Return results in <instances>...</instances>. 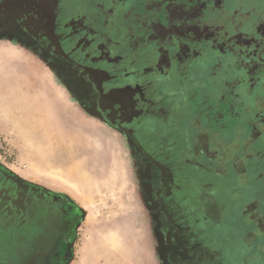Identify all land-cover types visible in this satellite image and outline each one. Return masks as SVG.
<instances>
[{
  "label": "rangeland",
  "instance_id": "1",
  "mask_svg": "<svg viewBox=\"0 0 264 264\" xmlns=\"http://www.w3.org/2000/svg\"><path fill=\"white\" fill-rule=\"evenodd\" d=\"M244 1L0 0V41L15 42L23 35L25 49L49 60L40 37L51 39L57 20L67 58L91 69L99 67L101 57L105 79L98 86L104 89L108 118L149 151L167 156L175 176L170 198L177 207L200 212L202 201L213 214L217 190L232 205L255 204L264 218V20L255 32L238 31L255 7L249 0L247 12L235 13L236 3ZM42 19L49 25L43 26ZM23 61L0 59L1 85L6 71L12 82H21L16 72ZM54 64L61 81L69 82L67 65ZM44 80H50L47 70ZM21 92L14 85L13 96ZM71 93L87 114H96L90 100L75 89ZM59 97L54 116L47 106L37 116L36 107L16 105L13 99L12 135L0 131V171L69 195L84 210L77 213L76 252L73 246L67 251L56 247L55 258L43 263L68 264L74 258L72 264H170L147 154L137 153L132 137L84 115L63 90ZM16 117L25 124L16 123ZM38 131L43 136H35ZM201 138L206 147L199 145ZM15 189L0 184V264L26 258L35 245L32 236L37 242L39 233L50 231L51 218L37 207L48 214L63 205ZM243 217L251 219L247 212ZM240 242L229 246L234 264H264V235L251 247ZM188 245L184 264L215 258L195 240Z\"/></svg>",
  "mask_w": 264,
  "mask_h": 264
},
{
  "label": "flooded vegetation",
  "instance_id": "2",
  "mask_svg": "<svg viewBox=\"0 0 264 264\" xmlns=\"http://www.w3.org/2000/svg\"><path fill=\"white\" fill-rule=\"evenodd\" d=\"M245 3H249V0H245L244 3L237 2L236 9H234L235 13L243 14L245 13V11L247 12L250 6L245 5ZM251 3L255 5L254 8H252L251 6V8L249 9L252 15L247 19H244L241 24L237 25L238 31L242 33H246L250 30L255 32L254 29H256L264 20V0H253ZM42 24L43 26L45 24L49 25L48 22L44 23L43 19ZM55 28L56 30L51 34V39L48 40L45 37H40V40L43 43L44 52L45 48L47 47V56L50 57L49 61L50 59H52L50 61L52 62V64L57 62L58 64L65 63L67 65L70 75L68 77L70 83L65 81V84L71 89L72 92L75 89L81 94L80 96L82 98L90 100L91 104L97 107V109L93 107L95 113L102 116V118L106 121L110 128L118 131V133L126 137L129 136V138L132 137L133 139H135V142L137 143L135 150L139 155L141 153V150L145 154H147L146 157L150 161L152 169L155 172L154 179L156 178V180L155 182H152L154 186V199H157L158 205L161 209V217H163L164 231L166 234L165 249L167 250L169 263L184 264L182 255L185 254L186 249L189 248L188 241L195 240L199 246L210 249L209 252L213 253V256L215 257L211 261L210 258H207L205 264H218V261L222 259H225V264H234V259H232L230 255L233 243L236 244V241L241 240L242 242L240 243L244 242L245 246L251 247L252 244L255 243H252V240L256 239L257 236L264 235V218L258 215L256 205L253 204L249 207L243 206L241 205V203L232 205V202L220 199L216 190V192L214 191L213 194L214 198L212 208L215 211L213 214L208 213L207 209H203L202 201L198 203L199 206L202 207L200 212L197 210H183V207H177L176 205H178L179 203L173 200L171 201L170 198V188L173 186V184H175V176L173 174L174 171L172 170L174 168L172 167V165H170L167 156L162 155V153L158 151H149V149H147V147H145L142 142L137 141V136L131 135L129 132L125 131L119 126L116 127L117 124H114V122H112V120L109 119L108 115L104 112V104L102 105V101L104 98L102 96V93L104 89L101 90V88H99L98 86V83H102L105 79L104 70H101L103 64L101 61V57H98L97 59L98 62L100 61L99 67H95L96 64H93V68L91 69H89L88 66H79L78 64L73 63L69 58L65 56L69 52H65L64 50H62V47H64V45H62V43L60 42L62 39V34L59 33L57 20ZM21 31L23 30L21 29ZM57 34L58 37H56ZM79 35L81 36V34ZM19 36L20 34H18L16 37L18 38ZM22 36H20L19 39L24 40ZM142 37L146 36L142 35ZM46 42L48 43L46 44ZM78 73L79 77L77 76ZM89 75H92L93 80H90ZM81 77L83 78L81 79ZM98 79H100V81ZM78 81H80V83ZM81 97L80 99L82 100ZM116 123H118V121ZM200 144L204 147H206L207 145L205 139L203 138H201L199 145ZM208 152H210V150ZM243 171L247 172L246 169H243ZM260 175H264V164L262 165ZM203 179L206 178L203 177ZM7 182L10 184V187L12 185L13 188H16V194L21 191H35L38 194L47 196V198H49L53 202L60 201L63 204L60 208L54 207V210H52L48 214V210L37 207V211L42 212L43 217L49 216V218H51V221H49L52 222L51 227H49L50 231L44 232L43 235L39 233L37 242L35 241L34 236H32L31 243L35 244L32 250L28 251V255H26V258H22L21 260L19 259L16 262L13 261V264H44L42 260H44L45 258H55L56 254L54 255L53 251H55L57 248L60 251H67L70 244L74 242L73 235L75 234L74 231L76 227V219L78 217L77 213H79L72 211V206L67 197H64V195L62 194L51 193L47 189L41 187H33L32 185L27 184L28 182L21 180L19 181V178H17L12 173H3L2 171H0V184H7ZM207 185L208 187L213 186H210L209 184ZM214 187H216V185ZM203 192L206 195H209L208 192ZM189 193L190 191H188V195ZM202 196L203 200L204 195ZM246 212L247 214L250 213L251 219L243 217ZM57 215H59L58 217L60 219L58 221H52V219ZM208 218L211 219L214 225L210 222V220H208ZM247 221L250 222L248 223ZM249 224H251L252 226H250ZM252 228L255 232H257L255 233V235L252 233ZM46 233L50 235V237L45 235ZM69 238L70 240L66 241V239L68 240ZM253 250L257 252V250ZM6 260V262L4 261L1 263L11 264V259Z\"/></svg>",
  "mask_w": 264,
  "mask_h": 264
},
{
  "label": "crops",
  "instance_id": "3",
  "mask_svg": "<svg viewBox=\"0 0 264 264\" xmlns=\"http://www.w3.org/2000/svg\"><path fill=\"white\" fill-rule=\"evenodd\" d=\"M17 41H13V38L0 41V59L3 61L9 60L10 58L16 62L19 60L23 61V66L17 67L16 75L20 78V83L12 82L11 77H7L9 71L5 72L4 85L0 84V131H3V135L10 136L11 128L13 127V99H17L16 105L20 104L22 107L34 106L36 107V115L45 114V106L50 109L49 114H59L60 110V97L61 90L67 95L72 97L70 101L87 117L91 118L109 127L102 116L98 114H87L86 108L83 107L81 102L74 96H72L71 89L61 81V77L57 70L54 68V64L46 59V57L38 53L34 49L26 48L23 45V40L16 38ZM29 49V50H28ZM33 59V61L31 60ZM47 70L48 78L50 80H44L45 71ZM14 85L22 90L20 97L13 96ZM25 87V88H24ZM47 96V97H46ZM74 97V98H73ZM57 106V107H56ZM22 109V108H21ZM31 110H28L29 113ZM32 112V111H31ZM16 123L26 121L23 117H16ZM21 120V121H20ZM42 132V131H40ZM39 131L35 136H43ZM21 181H25L22 175H18ZM60 194L67 197L69 200L72 211L84 213V210L80 205L77 204L76 200L71 196L59 192ZM73 246V251L76 252V242L70 244L69 247ZM75 255V253H74ZM68 264L74 262V258L68 260Z\"/></svg>",
  "mask_w": 264,
  "mask_h": 264
}]
</instances>
